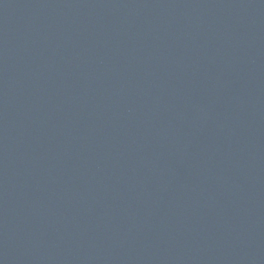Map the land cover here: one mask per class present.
Instances as JSON below:
<instances>
[{
    "label": "water",
    "instance_id": "1",
    "mask_svg": "<svg viewBox=\"0 0 264 264\" xmlns=\"http://www.w3.org/2000/svg\"><path fill=\"white\" fill-rule=\"evenodd\" d=\"M0 264H264V0H0Z\"/></svg>",
    "mask_w": 264,
    "mask_h": 264
}]
</instances>
